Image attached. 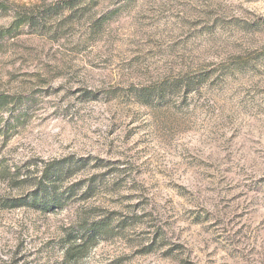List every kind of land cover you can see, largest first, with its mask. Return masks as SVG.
Returning a JSON list of instances; mask_svg holds the SVG:
<instances>
[{
	"label": "rangeland",
	"instance_id": "rangeland-1",
	"mask_svg": "<svg viewBox=\"0 0 264 264\" xmlns=\"http://www.w3.org/2000/svg\"><path fill=\"white\" fill-rule=\"evenodd\" d=\"M0 1L38 15L0 8V198L75 165L61 209L0 208V264H264V0Z\"/></svg>",
	"mask_w": 264,
	"mask_h": 264
},
{
	"label": "trees",
	"instance_id": "trees-1",
	"mask_svg": "<svg viewBox=\"0 0 264 264\" xmlns=\"http://www.w3.org/2000/svg\"><path fill=\"white\" fill-rule=\"evenodd\" d=\"M0 8L11 9L13 20L11 26L18 28L22 25H31L37 19V12L24 5L8 4L0 1ZM9 96L0 93V110L6 107ZM75 165L64 163L62 160L42 162L40 171L32 177L26 176L23 182L33 179L31 186L25 194L16 197L0 198V208L16 209L29 208L43 213L61 209L65 202L71 198L74 185L70 184L62 187L63 178L72 171ZM18 170H15V174ZM76 185V184H75ZM74 236L66 240L64 254L71 257L72 253L82 254L89 246L95 242V238L101 236L104 226L100 220H79L76 222Z\"/></svg>",
	"mask_w": 264,
	"mask_h": 264
}]
</instances>
